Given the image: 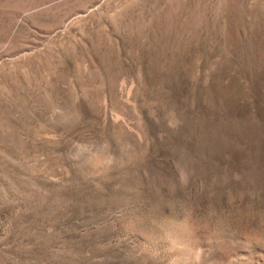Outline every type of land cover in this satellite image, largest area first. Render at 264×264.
Here are the masks:
<instances>
[{
	"label": "rangeland",
	"instance_id": "rangeland-1",
	"mask_svg": "<svg viewBox=\"0 0 264 264\" xmlns=\"http://www.w3.org/2000/svg\"><path fill=\"white\" fill-rule=\"evenodd\" d=\"M0 264H264V0H0Z\"/></svg>",
	"mask_w": 264,
	"mask_h": 264
}]
</instances>
